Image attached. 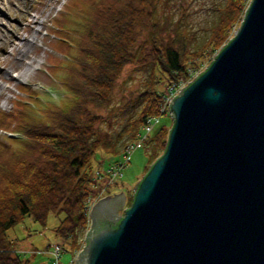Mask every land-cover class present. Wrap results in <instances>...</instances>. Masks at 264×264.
<instances>
[{
  "label": "trees",
  "instance_id": "16d2710c",
  "mask_svg": "<svg viewBox=\"0 0 264 264\" xmlns=\"http://www.w3.org/2000/svg\"><path fill=\"white\" fill-rule=\"evenodd\" d=\"M250 1L214 0V17L202 38L184 21L185 8L177 20L169 14L162 24L156 11H148L155 7L154 0H79L77 11L64 14L58 22L60 33H65L62 48L74 51L68 53L62 83L68 98L59 103L37 98L38 106L24 104L26 110L18 111V123L11 129L18 136L0 140V264H30L15 252L8 236L26 217L44 228L51 215L58 217L53 231L62 242L56 245L73 253L80 248L81 233L90 225L97 154L113 159L110 169L123 165L122 176L126 157L130 163L136 146L144 145L147 173L163 154L172 128L162 126L152 135L154 123L169 112L161 107L170 86L189 80L206 61L212 63L239 28ZM145 26L151 32L140 46V28ZM149 44V52L139 57V48ZM136 61L151 67L143 103L123 133L103 142L97 137V125L103 120L100 111L111 103L124 67ZM149 124L152 128L147 132Z\"/></svg>",
  "mask_w": 264,
  "mask_h": 264
},
{
  "label": "water",
  "instance_id": "95a60500",
  "mask_svg": "<svg viewBox=\"0 0 264 264\" xmlns=\"http://www.w3.org/2000/svg\"><path fill=\"white\" fill-rule=\"evenodd\" d=\"M169 110L163 154L129 207L93 203L74 264H264V0Z\"/></svg>",
  "mask_w": 264,
  "mask_h": 264
},
{
  "label": "rangeland",
  "instance_id": "374dc122",
  "mask_svg": "<svg viewBox=\"0 0 264 264\" xmlns=\"http://www.w3.org/2000/svg\"><path fill=\"white\" fill-rule=\"evenodd\" d=\"M78 1L0 0V118L5 120L3 124L0 123L1 141H9V137L18 136L11 129L16 128L18 123L15 118L18 111L26 110L24 104L31 107L37 98L43 103H59L68 98L69 93L62 83L63 78L67 76L68 53L73 54L74 51L62 48L61 36L64 37L65 33H60L58 22L65 13L78 10ZM213 2L214 0H154L155 7L151 6L148 11H156V17H159L163 24L169 14L177 20L185 8L184 21L194 30L197 37L202 38L214 17ZM150 30V26L140 28V46H144L149 39ZM33 35L36 38L33 39ZM30 39H33V43L27 49ZM149 45L144 49L139 48V57L149 52L152 44ZM208 62L206 61L203 68L189 80H181L170 86L161 110L169 109L171 99L203 72L209 65ZM150 78V66L140 65L136 61L124 67L115 84L111 103L100 111L103 120L97 125V137L103 142L110 143L123 133L143 103V91L147 88ZM35 105L38 106L37 103ZM154 124L156 125L152 135L162 126L170 129L173 117L168 112L160 116ZM122 147L123 144H120L119 148ZM118 160L123 161V157L119 156ZM102 161L100 166L99 162ZM111 161L113 159L102 152H99L94 160L96 181L91 186L89 213L93 203L102 197L121 192L126 195L124 207H129L135 185L146 175L149 157L144 145L136 146L130 163L127 157L125 159L126 167L122 176L120 172L110 170ZM123 213L124 210L119 211V214ZM58 220V217L51 215L47 227L44 228L32 218L26 217L8 231L15 252L30 260V264H74L84 247L85 236L91 228V219L87 230L81 233L80 248L73 253L65 247L58 262H55L53 248L62 242L53 231Z\"/></svg>",
  "mask_w": 264,
  "mask_h": 264
},
{
  "label": "built area",
  "instance_id": "2783aa9c",
  "mask_svg": "<svg viewBox=\"0 0 264 264\" xmlns=\"http://www.w3.org/2000/svg\"><path fill=\"white\" fill-rule=\"evenodd\" d=\"M172 100V99H171ZM171 102V101H170ZM169 113L171 114V112H170V110H169ZM150 122V121H149ZM151 128H152V125H150L149 124V126H146V130H147V132H149L150 130H151ZM133 148V146L129 149V151L131 150ZM127 159H128V157H127ZM123 167V165H121L120 166V168L119 169H115V168H113L114 170V172L115 173H117V172H120V170H121V168ZM111 170V169H110ZM84 243H85V241H84ZM62 251H63V248L61 247V246H55L54 248H53V256L55 257V262H58V260H59V257H60V255H61V253H62Z\"/></svg>",
  "mask_w": 264,
  "mask_h": 264
},
{
  "label": "flooded vegetation",
  "instance_id": "af4514ba",
  "mask_svg": "<svg viewBox=\"0 0 264 264\" xmlns=\"http://www.w3.org/2000/svg\"><path fill=\"white\" fill-rule=\"evenodd\" d=\"M107 213H109V212H107ZM100 220H102L103 222L104 221H107L108 223L109 222L110 223H115L116 222V218L110 219L109 216H108V214H106L105 216L101 217Z\"/></svg>",
  "mask_w": 264,
  "mask_h": 264
},
{
  "label": "bare ground",
  "instance_id": "6f19581e",
  "mask_svg": "<svg viewBox=\"0 0 264 264\" xmlns=\"http://www.w3.org/2000/svg\"><path fill=\"white\" fill-rule=\"evenodd\" d=\"M33 39L34 38H36V36L35 35H33V37H32ZM33 39H30V40H28V44H27V49H29L31 46H32V43H33Z\"/></svg>",
  "mask_w": 264,
  "mask_h": 264
}]
</instances>
